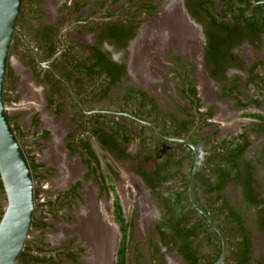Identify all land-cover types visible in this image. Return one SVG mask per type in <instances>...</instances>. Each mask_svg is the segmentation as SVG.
Masks as SVG:
<instances>
[{"label":"flooded vegetation","instance_id":"1","mask_svg":"<svg viewBox=\"0 0 264 264\" xmlns=\"http://www.w3.org/2000/svg\"><path fill=\"white\" fill-rule=\"evenodd\" d=\"M26 3L34 4L39 8V11L33 19L23 22L21 17ZM53 4L55 5L52 6ZM55 7L61 13L60 15L56 14L58 17L51 14L53 13L52 9ZM182 8L187 17H185ZM177 14L180 15L182 21L175 19ZM29 20H33L35 25L32 24L30 40L27 39L29 36H27L24 29V26H30ZM213 22L237 25L242 33L247 26H251L255 33L257 32L261 42L259 43V39L256 38L253 41L254 44L242 41L231 48L232 60L229 65L224 69L214 68L216 65L208 64L207 58L209 56L207 57L208 48H206L208 45L207 32L210 34L212 25H214ZM186 24V27H190L189 32L185 28ZM114 27L121 30V34L103 37L105 32ZM174 28L179 31L180 36ZM17 29L22 36L15 33L11 51L15 48L18 53L21 52L25 56L26 61H24V64L30 69L33 81L44 85L47 93L41 99L40 90L34 88L27 79L37 101L34 108H28V110H35L36 108V111H33L30 115V128L32 130L42 128L41 133L37 134L36 132L35 135L38 146L44 145L42 154L36 155L33 149L25 146L21 140L22 135L25 133L21 130L18 116L9 113V116L12 117V125H18L23 133L20 132L17 136L28 157L30 156L35 163L39 164L35 170L32 169L36 197L34 218L29 237L16 264H92L90 239L83 234L84 230L81 226L90 218V210L101 212V209L105 208L107 214L108 206L94 204V190L90 186L92 182L88 178L89 174H92L100 182L98 187L101 194L106 193L105 191L110 192L107 179L102 180L101 178V175L103 176L100 173L101 165L95 169L96 164H100V159L91 139L96 142L101 151L107 152L110 156L113 155L109 150L104 149L89 132L82 133L81 114L83 112L90 117L97 113H105L113 120H120V117L125 115L118 114L119 112L131 113L128 110H123L117 102H114L116 97L113 92L117 89L119 95L127 85L140 89L146 93L147 97H151L156 101L157 110L174 117L176 125L187 121L190 128L188 133L185 136L177 137L189 135L190 139L194 143L196 142L195 144L199 148L200 160L204 146L209 147L212 145V142H204L203 137L210 138L212 134H215V141L232 139L234 136L239 135L244 136L249 142L244 157L256 165L259 162H264V155L262 154L264 140H260L264 137V0H194V5H191V8L187 7L186 0H56L55 3H53V0H24L17 22ZM39 33H42V35H39ZM188 33L195 35V49L190 46L192 41L187 39L189 37ZM173 34L177 35L179 39H183V41H179L180 44H177L178 39ZM37 37L41 39H37ZM83 46H96L106 58L125 67L120 86L110 92L111 100L109 98L101 101L84 99L85 102L83 103L73 91L87 111L97 110L93 113H87L81 108L64 82L66 81L72 89L71 84L65 78L64 67L67 64L65 65L66 62L63 60L65 58L64 54L73 50L72 48L82 49ZM49 50H54V52H48ZM43 63H47V66H44ZM209 65L210 69L223 75L222 80H215L210 75ZM19 71L21 72V70ZM21 73L24 74L23 71ZM21 79L20 73L14 69L10 71L8 68L5 80V99L8 90L15 89L16 91ZM60 82L66 86L70 96L61 91L60 87L57 88ZM67 97L70 99L68 105L77 109L76 114L81 119H79L81 123L77 122V117L73 118V122H71V125L69 123L66 125L68 127L63 133L59 126L50 122L46 114L44 117H42V114L44 110L50 109L54 115L60 117L64 110V104L67 102ZM102 101L108 102L110 106L90 107V104H97ZM41 103H43L42 107H40ZM222 114L231 116V121L229 123L218 121ZM137 117L152 122L160 132L165 134L162 131L164 129L163 122L154 118L153 115ZM34 119H37V124ZM44 119H46V122ZM222 122L227 123V126L232 128L233 132L220 138L219 132L225 126ZM135 125L138 126L137 130ZM131 126L136 133L142 132L145 134L144 131H150V129L154 131L151 126L136 120ZM59 132H62L60 140L61 138L64 140L63 145L68 158L79 157L85 171H78L75 176L69 177V179L66 178L67 180H73L70 181L69 188L59 192L56 202L40 203L41 188L39 184L52 172V166L57 167L44 160V152L47 149V144ZM83 139L88 140L98 163L93 158L84 155L83 152L81 154L79 150L72 149L80 147L78 144ZM53 144L57 145L56 141ZM201 144L203 145L202 148L200 147ZM71 162L73 161L70 160L65 163L69 164ZM57 168L60 178H62L64 176L62 167L58 166ZM133 168H137L136 164L128 168V173L139 178V181L149 190L141 177L132 170ZM77 175L79 177L75 178ZM66 179L63 180L67 181ZM87 187L89 190H87ZM228 187L237 188L240 194L239 203L246 208L248 207L241 202L240 187L234 183H228L222 192L228 195L230 201L236 204L243 215V223L250 231L249 264H257V260L264 257V254L253 259V236L262 234L264 231L255 228V209L249 208L253 210L252 215L249 217L243 206L240 207L238 202L233 201L234 197L232 198L227 193L226 189ZM3 194L0 182V196L2 197ZM74 201H80L81 203L75 204ZM3 209L0 200L1 215ZM63 210H67L69 213L60 215ZM111 219V216H107V221L114 233V228L111 226L113 220ZM139 230L142 231L143 229ZM34 231H36V234H33ZM119 231H121L120 225ZM152 231L154 232L153 227ZM154 234L159 240V245L149 242V264H187L177 248L170 249L169 245L162 243L158 234ZM114 240L115 234L111 248L110 264L119 263L121 247L118 243L114 248ZM211 240L218 243V240ZM124 241L128 250L130 235ZM139 244L134 243L132 246L136 252H139ZM205 248H211V253L204 252ZM215 249V246L204 242L198 247L199 252L197 254H204L208 257ZM134 260L131 261L125 254V264H138V257Z\"/></svg>","mask_w":264,"mask_h":264},{"label":"trees","instance_id":"2","mask_svg":"<svg viewBox=\"0 0 264 264\" xmlns=\"http://www.w3.org/2000/svg\"><path fill=\"white\" fill-rule=\"evenodd\" d=\"M186 4L191 8L194 0H186ZM38 11L37 6L26 3L22 12V21L33 19ZM212 26L210 34L207 32L208 45L206 48H208V64L216 65L214 68L224 69L229 65L232 60L231 48L242 41L254 44L253 41L256 38L259 39V43L261 42L257 32L255 33L251 26H247L243 33L239 31L237 25L233 24L220 22ZM119 34L121 30L114 27L105 32L103 37ZM72 49L67 54L63 53L65 55L63 60L66 62L65 65L67 64L64 67L65 78L76 95L83 103L84 99L94 101L110 99V92L120 86L123 79L124 65L106 58L96 46ZM48 52L53 53L54 50ZM208 68L215 80L223 79L221 73L217 74L218 71L210 69V65ZM58 87L70 96L62 82L58 83ZM115 99L114 102H117L123 110H128L137 116L153 115L154 118L161 120L165 130L161 129L167 135L185 136L190 129L187 121L176 125L174 117L157 110L156 101L147 97L144 91L133 86L127 85ZM9 119L11 121L12 117L9 116ZM81 119L82 133L89 132L117 160L129 158L130 153L127 149L129 146H134L138 162L137 168L132 170L141 177L149 188L151 196L161 208L153 230L158 234L162 243L169 245L170 249L177 248L187 264H213L221 250L219 237L188 199L189 175L194 160L193 151L181 142L164 140L152 129L149 135L142 132L136 133L131 126L134 120L126 116H121L120 120H113L105 113H97L88 117L82 112ZM34 122L37 124V119H34ZM157 125L159 126L158 123ZM13 127L16 133L20 134L19 126L15 124ZM214 135L202 139L205 140L204 142H212V145L203 148L201 152L200 167L195 183L196 199L228 237L229 250L223 264H249L250 231L243 223V215L239 208L222 191L228 183L238 185L242 196L241 202L245 203L248 208L255 209V228L264 231V175L260 176L257 165L244 157L249 147V142L244 136L239 135L232 139L215 141ZM78 146L80 147L74 146L75 148L72 149L79 150L81 154L83 152L84 155L97 162L88 140L83 139ZM262 154L264 155V150ZM28 158L32 169L35 170L39 164L35 163L30 156ZM186 161L189 162L188 173L182 171ZM99 165V163L96 164L95 169ZM259 165L263 168L264 162H259ZM101 178L104 180V175H101ZM167 181H171V185L164 186ZM200 195L205 202L202 201ZM115 205L121 222L120 230L125 233L126 224L120 213L121 206L119 203ZM211 239L218 240V243H214L215 241ZM204 242L216 247L208 257L204 254H197L198 247ZM126 250L127 244L120 248L118 264H125ZM257 264H264V257L258 259Z\"/></svg>","mask_w":264,"mask_h":264},{"label":"rangeland","instance_id":"3","mask_svg":"<svg viewBox=\"0 0 264 264\" xmlns=\"http://www.w3.org/2000/svg\"><path fill=\"white\" fill-rule=\"evenodd\" d=\"M56 0H53V3H55ZM53 4L52 6H54ZM57 11V12H56ZM51 14H54L56 17H58L56 14L60 15V11L56 9H52ZM30 26H24V29L26 30L27 36H29L27 39L30 40V33H31V28L35 26L33 23V20H29ZM33 24V26H32ZM26 36V37H27ZM244 51H246L245 48H243ZM24 61H26L25 56L19 52L18 50L14 48V50L11 51V56H10V63H9V69L10 71H17L21 75V80L19 82L18 88L13 90H8L7 95H6V104H7V111L8 113L18 116V121L20 123L21 130L25 133L22 135L23 137L21 138L22 142L25 144V146L29 149H33L34 153L37 155L42 154L44 150V145L38 146V143L36 142L35 135L36 132L37 134L41 133L42 128L39 127L38 129L32 130L30 128V115L33 111L35 110H28L29 106L24 103V96H25V91L22 88L23 82L28 80L32 84V86L38 90H40L41 94V99L45 97V94L47 93V89L44 85L37 84L36 82L33 81L31 71L30 69L25 66ZM23 71V73H21ZM28 79V80H27ZM29 83V82H28ZM29 83V84H30ZM30 84V86H31ZM12 87V86H11ZM113 95L116 97L119 95V90L117 89L116 91L113 92ZM66 104H64V110L62 112V115L56 116L54 113L49 109L47 111H43L42 117L44 115H47V118L50 120L52 124H55L56 126H59V128L62 130L64 133L66 125L69 123L71 125V122H73V118L77 117V109L76 108H71L68 103L70 102V99L67 97L66 98ZM43 106V103L40 104V107ZM108 102L102 101L97 104H90V107H95V108H100V107H108ZM228 110V109H227ZM228 112V111H227ZM226 113V112H225ZM226 114L220 115V118L218 121H226L230 122L231 121V116H225ZM78 123L80 124L81 122L79 121V117L76 118ZM118 119V118H115ZM81 120V119H80ZM128 123V121H126ZM225 126L221 128V131L219 132V137L221 136H226L233 132L232 128H229L227 123L222 122ZM129 125V124H128ZM219 125V124H218ZM73 126V125H72ZM136 130L138 129V126L135 125ZM72 129V127H71ZM70 129V130H71ZM75 131V130H74ZM56 133L55 138L52 139L48 144H47V149L45 150V155H44V160L47 161L48 163L54 164L57 167L65 165L68 163L70 160L73 162H76L79 165V172L80 171H85L83 165L79 161V157H74L71 159V157L68 158L66 151L64 149V140H60V137L62 136L61 133ZM146 135H149L150 131L146 130L144 131ZM260 140H264V137L261 138ZM56 141L58 149L61 151V163H52L49 162L46 158L47 151L49 150V146L51 145L52 142ZM92 145L94 146V149L97 152V155L99 156L100 159V173L104 175V177L107 179V185H109V192L105 191L106 193H102L99 189V184L98 180L95 179V177L92 176V174H89L88 178H90V181L92 182L90 185L93 188V201L94 204H105L108 206V213L107 216H111L112 224L114 228V234H115V240H114V248L117 246L118 243H120V247H123L125 244V239L129 237L130 235V242H129V249L126 251V257L130 259L131 261H135L134 259H139L138 264H149V251H150V244L149 242H152L154 245H159V240L156 238V235L152 231L153 223L156 221L159 217L160 214V207L157 201L151 196L149 193V190L146 189L143 185L142 182L139 181V178H136L128 173V168L131 165L137 164V158L135 156V148L134 146H129L127 149V152L130 153V157L126 159H121L120 161L117 160L114 156H110L107 152H103L98 148V145L94 140L91 139ZM263 142V141H262ZM261 142V143H262ZM38 146V148H37ZM200 147L202 148L203 145L201 144ZM206 148V146H204ZM64 152V153H63ZM65 154V156H64ZM132 155V156H131ZM65 158V159H64ZM68 160V161H66ZM66 162V163H65ZM65 163V164H64ZM52 166V165H51ZM53 170L50 174L46 176L45 179L41 180L40 182V188H41V197L39 202L40 203H45L47 201H54L56 202V199L59 195L60 191H64V189L69 188L70 186V181L67 180L66 178L69 179V176L66 174L60 178L61 176L59 175L58 168L52 166ZM257 170L259 172V175H264V167L262 168L261 165L257 164ZM82 168V170H80ZM182 171L184 173H188L189 171V162L186 161L184 163ZM90 173V172H89ZM116 173V174H115ZM79 177L78 175L75 177ZM74 178V179H75ZM66 179L67 181L63 180ZM136 181V182H135ZM137 183L141 189L144 191V199L147 203V210L148 213L150 214L147 218V223L144 228H140L137 225V221L141 217V212H140V199L138 197V194L136 190L133 187V184ZM132 184V185H131ZM171 185V181H167L164 186H169ZM108 190V189H107ZM227 193L231 195L233 198L234 202H238L239 206L245 209L244 211L248 214L250 217L253 213L252 209L246 208L243 204L239 203L240 202V194L239 190L234 187H228L226 189ZM202 197V195H200ZM86 199V198H84ZM0 200L2 202L3 208L5 206V195L0 196ZM202 201L205 202L204 198L202 197ZM81 203L79 202H75ZM85 203V201H83ZM119 203L121 206L120 213L124 218L126 228H125V233L119 231V225H121V222L119 220V214L118 211L115 209V204ZM66 208V207H64ZM68 214L69 212L67 210H63V213L60 215ZM63 224L64 222L60 220ZM139 229H143L140 231ZM32 234V233H31ZM33 234H36V231L33 232ZM131 236H134L133 238ZM134 243H140L139 244V252H136L132 246ZM131 246V248H130ZM206 253H211V248H205L203 250ZM252 253H253V259L260 257L262 254H264V233L262 234H255L253 236V246H252Z\"/></svg>","mask_w":264,"mask_h":264},{"label":"water","instance_id":"4","mask_svg":"<svg viewBox=\"0 0 264 264\" xmlns=\"http://www.w3.org/2000/svg\"><path fill=\"white\" fill-rule=\"evenodd\" d=\"M23 2L24 0H0V182L5 195V206L0 217V264H16L29 237L36 204L33 170L28 155L9 119L5 101V80L14 35L18 33L22 36L17 29V22L22 11ZM182 11L184 14L186 13L183 8ZM185 17H187L186 14ZM43 65L47 66V63H43ZM64 82L85 112H97V110L87 111L69 84L66 81ZM118 114L147 124L159 136L170 141L184 143L193 151L194 160L189 175L188 199L217 233L221 250L213 264H222L229 248L227 235L196 199V174L200 166L198 146L190 139L189 135L186 137L165 135L150 121L138 118L129 112H119Z\"/></svg>","mask_w":264,"mask_h":264},{"label":"bare ground","instance_id":"5","mask_svg":"<svg viewBox=\"0 0 264 264\" xmlns=\"http://www.w3.org/2000/svg\"><path fill=\"white\" fill-rule=\"evenodd\" d=\"M175 19L177 21L178 20L182 21L180 19L179 14L176 15ZM157 23H155V24L157 25ZM186 26H187V24L185 25V28H186L187 32H189L190 27L188 28ZM175 30H176V33H178V35H179V31L177 29H175ZM169 32H172V31H169ZM188 35H189V37L187 39L192 41V43H191L192 45H190V46H192V48L195 49L196 48V41L194 43V39H195L194 36L195 35L191 34V33H188ZM173 36L177 37V39H178L176 41L177 44H180L179 41H183V39H179V37L177 35L173 34ZM22 89L26 93L24 96V103L27 104V106H29L30 108H34V106H36V104H37V101L35 98V93H33L31 90L30 84L28 82L24 81L23 85H22ZM44 120L46 122V119H44ZM53 143L51 144V146L49 147V150L47 151L46 158L48 161H52V162L58 164V163H61L60 162L61 151L58 149L57 145L53 144ZM61 167L63 170V174L64 175L66 174L69 177L75 176V174L79 170V166L76 162H71V163L66 164L64 166L62 165ZM133 187L136 190L138 197L140 199L141 217L137 221V225L140 228H144L146 223H147L146 217H148L150 215L148 213L149 210H147V207H148L147 203H146L145 199L143 198L144 197V193H143L144 191L141 189V187L137 183H134ZM87 190H89L88 187H87ZM89 214H90V216H89L90 218L87 221H85L81 227L85 232V233L83 232V234H85L90 239V241L89 240L88 241H89V243H91L90 245L92 246V248H91V250H92L91 251L92 252V259H91L92 264H110L111 248H112L114 233H113L112 228L110 227V223L107 221L106 209L105 208L101 209V212H96L95 210H90ZM95 214H96V216H94ZM84 238H85V236H84Z\"/></svg>","mask_w":264,"mask_h":264}]
</instances>
